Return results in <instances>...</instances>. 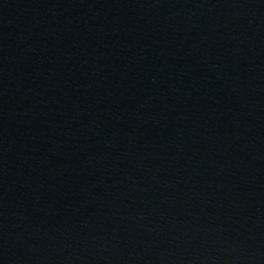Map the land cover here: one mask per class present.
I'll list each match as a JSON object with an SVG mask.
<instances>
[{"label": "water", "instance_id": "1", "mask_svg": "<svg viewBox=\"0 0 264 264\" xmlns=\"http://www.w3.org/2000/svg\"><path fill=\"white\" fill-rule=\"evenodd\" d=\"M0 264H264V0H0Z\"/></svg>", "mask_w": 264, "mask_h": 264}]
</instances>
